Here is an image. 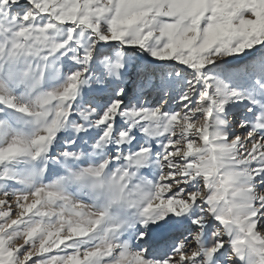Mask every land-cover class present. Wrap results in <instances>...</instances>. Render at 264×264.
Listing matches in <instances>:
<instances>
[{
    "label": "snow or ice",
    "instance_id": "obj_1",
    "mask_svg": "<svg viewBox=\"0 0 264 264\" xmlns=\"http://www.w3.org/2000/svg\"><path fill=\"white\" fill-rule=\"evenodd\" d=\"M0 264H264V0H0Z\"/></svg>",
    "mask_w": 264,
    "mask_h": 264
}]
</instances>
